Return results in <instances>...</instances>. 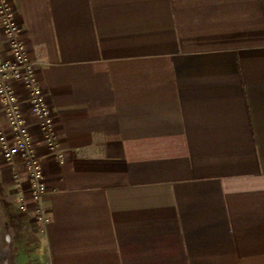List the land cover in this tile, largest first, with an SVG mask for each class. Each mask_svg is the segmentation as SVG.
Here are the masks:
<instances>
[{
	"label": "crops",
	"instance_id": "crops-1",
	"mask_svg": "<svg viewBox=\"0 0 264 264\" xmlns=\"http://www.w3.org/2000/svg\"><path fill=\"white\" fill-rule=\"evenodd\" d=\"M9 4L56 144L46 226L0 152V264H264V0Z\"/></svg>",
	"mask_w": 264,
	"mask_h": 264
},
{
	"label": "built area",
	"instance_id": "built-area-1",
	"mask_svg": "<svg viewBox=\"0 0 264 264\" xmlns=\"http://www.w3.org/2000/svg\"><path fill=\"white\" fill-rule=\"evenodd\" d=\"M19 32L20 26L9 0H0V39L7 43L6 52L0 51V104L7 121L6 129L0 123V152L5 162L18 158L22 163L28 176L30 195L36 205V220L46 226L50 222L43 204L46 185L27 121L38 124L44 144L53 151L56 144L54 123L50 103L34 78L33 63L19 39ZM14 84L25 90V100L15 90ZM17 206L19 212L27 210L23 198L17 200Z\"/></svg>",
	"mask_w": 264,
	"mask_h": 264
},
{
	"label": "rangeland",
	"instance_id": "rangeland-1",
	"mask_svg": "<svg viewBox=\"0 0 264 264\" xmlns=\"http://www.w3.org/2000/svg\"><path fill=\"white\" fill-rule=\"evenodd\" d=\"M15 213L20 214L18 210V206L15 204ZM17 225H15V240H14V250L21 249V250H27L28 248L32 249L35 248L37 245V238L33 235V233L26 229H19L17 231ZM20 228V227H19Z\"/></svg>",
	"mask_w": 264,
	"mask_h": 264
}]
</instances>
